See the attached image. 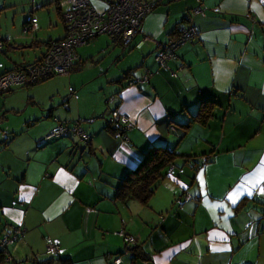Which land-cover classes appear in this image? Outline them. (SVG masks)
<instances>
[{
	"label": "crops",
	"instance_id": "crops-1",
	"mask_svg": "<svg viewBox=\"0 0 264 264\" xmlns=\"http://www.w3.org/2000/svg\"><path fill=\"white\" fill-rule=\"evenodd\" d=\"M54 1L66 2L0 0V75L64 37ZM154 1L127 44L98 35L74 49L66 76L0 93V238L23 230L5 264H264V0ZM187 17L197 36L161 66L155 55ZM202 101L210 115L184 130ZM113 110L133 126L109 124ZM74 120L87 142L45 138ZM154 145L174 149L172 172L147 205L122 202L119 183ZM49 240L58 253H45Z\"/></svg>",
	"mask_w": 264,
	"mask_h": 264
},
{
	"label": "built area",
	"instance_id": "built-area-1",
	"mask_svg": "<svg viewBox=\"0 0 264 264\" xmlns=\"http://www.w3.org/2000/svg\"><path fill=\"white\" fill-rule=\"evenodd\" d=\"M107 7L96 10L90 0H67L68 9L63 13L62 19L65 25V36L61 40H53L46 47L44 54L37 61L21 65L14 69L5 71L0 75V93L11 89L14 86H28L41 82L55 75H66L74 68V49L80 45L88 43L98 35L106 34L114 40H120L127 44L131 38L141 31L142 23L155 5L154 0H106ZM199 9H193V13H198ZM187 23L180 24L176 35L163 42L161 50L155 55V60L166 66V62L176 57V50L182 44L191 41L198 34L197 29L192 24V20L187 17ZM30 28L24 26L26 33ZM2 42H0V48ZM175 75L174 72H172ZM146 80L142 76L138 81ZM130 83H133L132 81ZM67 98H64L65 101ZM110 122L121 128L124 132L133 126L128 116L119 114L117 110L109 112ZM92 119L84 120L90 122ZM82 120L73 122H58L57 126L49 131L45 138H60L75 136L79 140L87 142L90 136L81 126ZM126 138L122 133L121 137ZM172 168L168 169L171 172ZM190 196H187L189 198ZM22 229L18 226H11L8 232L0 238V246L4 248L18 239L22 234ZM127 242H133V236L123 229L116 232ZM59 252L57 243L49 240L45 246V253L52 255ZM6 261L10 260L9 255ZM119 258L115 259L118 262Z\"/></svg>",
	"mask_w": 264,
	"mask_h": 264
},
{
	"label": "trees",
	"instance_id": "trees-1",
	"mask_svg": "<svg viewBox=\"0 0 264 264\" xmlns=\"http://www.w3.org/2000/svg\"><path fill=\"white\" fill-rule=\"evenodd\" d=\"M63 38L64 37L60 38L59 40ZM50 42L51 41L47 42L46 47L49 45ZM212 104L213 103L211 102L205 103L204 101H202L200 103L199 110L195 116L196 118H194L195 120L191 119L188 123L184 124V130L188 129L190 125L195 121L205 123L206 117L210 115ZM202 157L203 162L201 163L208 161L207 156ZM177 158L178 155L175 154L174 149L171 150L166 148L165 146H151L147 151L144 152L137 165L127 173L124 179L121 180L116 190V198L120 199L122 202H126L127 200H135L142 205H147L150 199L152 198L155 189L158 185V182L162 179L165 171L166 174L172 172H168V169L171 167L173 170L175 160ZM191 162L196 163V161ZM194 166L197 165L194 164ZM185 195L186 197L190 196L187 193H185ZM132 248L133 251L139 250L137 246ZM6 256H8V254L6 253V249L0 248V264L6 263ZM137 256H139L143 260H147V256L143 255L142 253L138 252L137 255L134 256V258ZM56 261L58 264H70V262L66 261L65 259L57 260L53 258H49L44 261H37L33 264H55Z\"/></svg>",
	"mask_w": 264,
	"mask_h": 264
},
{
	"label": "rangeland",
	"instance_id": "rangeland-1",
	"mask_svg": "<svg viewBox=\"0 0 264 264\" xmlns=\"http://www.w3.org/2000/svg\"><path fill=\"white\" fill-rule=\"evenodd\" d=\"M53 4H54V10H55V18H56V20H57V18H58V27H57V33H61V31L64 29L65 30V25H64V23H63V21H62V19H61V16H60V14L61 13H63V12H65L68 8V3H67V0H66V2H61V5H60V7H61V10L59 11V10H57L56 11V9H55V7L57 6V4L55 3V1L53 2ZM52 3L51 4H49V5H45V6H43L41 9H39V10H36V12H35V9H34V12H32L34 15H39L40 13H41V11H42V14L44 15V16H47V11H46V9L45 8H47L48 6H51V5H53ZM6 10V8H4L2 11H5ZM8 11V10H7ZM58 12V13H57ZM2 13V12H1ZM10 13H11V11H10ZM4 15L3 14H1V17H3ZM62 26H63V28H62ZM1 28L2 29H4L5 28V26H1ZM9 30V29H8ZM29 30V29H28ZM22 32H23V29H22ZM28 33L30 32V31H27ZM23 34H26V33H24L23 32ZM97 37V36H96ZM94 39V38H93ZM81 46V45H80ZM77 73L78 72H80V71H76ZM76 73V74H77ZM55 76H66V75H55ZM54 77V76H53ZM50 78H52V77H50ZM50 78H48V79H50ZM84 78V76H82V75H77L76 77H75V79L77 80V81H81L82 79ZM48 79H46V80H48ZM45 81V80H44ZM36 85V84H35ZM28 86H30V85H28ZM31 86H33V85H31ZM35 87V86H34ZM33 87V88H34ZM110 116L108 115V118H109Z\"/></svg>",
	"mask_w": 264,
	"mask_h": 264
}]
</instances>
